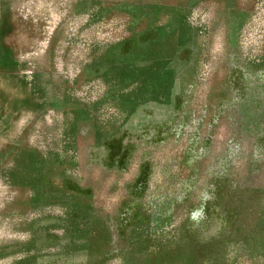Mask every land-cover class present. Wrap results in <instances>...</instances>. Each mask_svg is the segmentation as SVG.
<instances>
[{"label":"rangeland","instance_id":"obj_1","mask_svg":"<svg viewBox=\"0 0 264 264\" xmlns=\"http://www.w3.org/2000/svg\"><path fill=\"white\" fill-rule=\"evenodd\" d=\"M0 264H264V0H0Z\"/></svg>","mask_w":264,"mask_h":264},{"label":"bare ground","instance_id":"obj_2","mask_svg":"<svg viewBox=\"0 0 264 264\" xmlns=\"http://www.w3.org/2000/svg\"><path fill=\"white\" fill-rule=\"evenodd\" d=\"M9 3V2H8ZM19 5V4H18ZM149 9H151V8H149ZM88 41V40H87ZM26 246V245H25Z\"/></svg>","mask_w":264,"mask_h":264}]
</instances>
